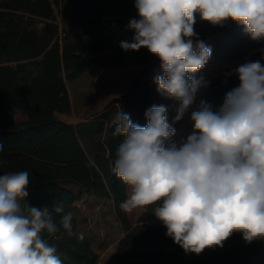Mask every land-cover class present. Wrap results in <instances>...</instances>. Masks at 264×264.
Masks as SVG:
<instances>
[{
    "label": "clouds",
    "instance_id": "1",
    "mask_svg": "<svg viewBox=\"0 0 264 264\" xmlns=\"http://www.w3.org/2000/svg\"><path fill=\"white\" fill-rule=\"evenodd\" d=\"M138 18L127 27L131 41L124 51L146 48L160 61L154 77L157 92L179 103L173 123L180 121L195 95L208 82L196 78L212 48L195 31L196 14L212 26L228 21L243 26L253 41L264 40V0H134ZM264 49L260 60H246L226 75L239 86L214 111L201 101L191 114L193 132L181 145L168 108L153 105L146 126L119 110L111 121L113 136H123L112 172L129 189L120 207L126 212L157 205L154 214L184 252L201 254L222 247L233 233L246 243L264 240ZM3 146L0 145V152ZM8 161L0 159V168ZM28 171L0 175V264H62L57 248L43 238L62 229L74 235V213L62 204L29 205ZM54 214L60 216L59 226ZM82 238V236L78 237Z\"/></svg>",
    "mask_w": 264,
    "mask_h": 264
},
{
    "label": "trees",
    "instance_id": "2",
    "mask_svg": "<svg viewBox=\"0 0 264 264\" xmlns=\"http://www.w3.org/2000/svg\"><path fill=\"white\" fill-rule=\"evenodd\" d=\"M55 14L63 25L77 28L74 38L64 32L59 39ZM132 18H138L134 0H0V145L4 149L0 159L8 161L0 175L28 171L29 205L51 209L62 204L65 212L74 213V235L68 236L62 227L55 234H42L56 246L62 264L97 263L98 254L77 229L74 204L84 195L111 200L123 229L112 264H264V240L246 243L240 233H233L222 247L186 254L166 236L167 229L154 214L155 204L146 206L132 224L120 207L127 199V186L112 172L124 140L112 135L114 117L89 158L75 126L56 116L69 111L66 81L77 79L91 66L121 67L132 61L139 68L119 110L133 123L146 126L145 112L153 104L152 76L160 61L146 48L127 52L120 48L121 41L134 36L127 27ZM38 22L43 23L41 29ZM194 28L200 40L209 41L213 59L228 64L207 80L197 98L195 111L202 100L216 111L226 93L239 86L237 75L226 74L246 60H260L264 40L253 41L242 25L231 21L212 26L199 14ZM54 220L59 226L60 216L54 214Z\"/></svg>",
    "mask_w": 264,
    "mask_h": 264
},
{
    "label": "rangeland",
    "instance_id": "3",
    "mask_svg": "<svg viewBox=\"0 0 264 264\" xmlns=\"http://www.w3.org/2000/svg\"><path fill=\"white\" fill-rule=\"evenodd\" d=\"M54 22L58 23V31L66 33L65 36L72 39L78 34L75 26L63 25L57 14H55ZM36 26L41 29L43 23L38 22ZM204 42L209 46L208 40ZM227 66V63H217L211 56L206 66L196 73V78L202 76L207 81L212 75ZM138 68L132 61H128L121 67L91 66L77 79L66 81L69 111L57 113L56 116L75 126L78 139L89 158L96 152L97 143L103 141L104 129L119 110L120 100ZM160 74H162V69L159 64L154 69L152 81L156 75ZM153 84L152 106L165 105L168 108L169 123L176 130L175 135L167 143H176L179 146L193 132L191 114L195 111L197 98L202 87L197 91L193 104L185 112L183 118L173 123L179 103L163 98L157 92V85L154 82ZM129 194L127 187V197ZM74 206L77 229L89 240L92 250L98 254L96 264H112L115 246L118 239L123 235V229L114 212L111 200L84 195L75 202ZM144 209L136 208L131 212H126L132 224L136 223Z\"/></svg>",
    "mask_w": 264,
    "mask_h": 264
},
{
    "label": "built area",
    "instance_id": "4",
    "mask_svg": "<svg viewBox=\"0 0 264 264\" xmlns=\"http://www.w3.org/2000/svg\"><path fill=\"white\" fill-rule=\"evenodd\" d=\"M64 34H65L64 32H61V31L59 30V36H58L59 39H61V38L64 36Z\"/></svg>",
    "mask_w": 264,
    "mask_h": 264
}]
</instances>
